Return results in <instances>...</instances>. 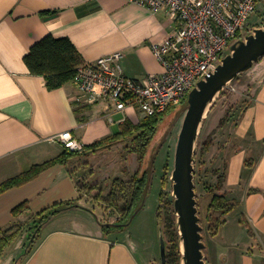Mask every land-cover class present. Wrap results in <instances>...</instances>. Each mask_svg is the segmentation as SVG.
<instances>
[{
    "label": "crops",
    "instance_id": "0c3cea01",
    "mask_svg": "<svg viewBox=\"0 0 264 264\" xmlns=\"http://www.w3.org/2000/svg\"><path fill=\"white\" fill-rule=\"evenodd\" d=\"M174 28L167 13H153L124 0H0V184L61 156L62 133L71 132L87 148L121 131L126 120L136 125L144 119L137 109L117 111L108 101L88 103L75 81L49 90L45 78L32 75L24 61L34 44L47 35L68 38L84 64L122 53L123 73L142 81L162 72L151 44L161 42ZM257 66L250 103L223 128L213 127L209 133L216 130L213 145L205 154L217 153L208 162L214 179L225 175L213 196L225 195L234 204L228 215L238 214L236 233L228 231V237L239 248L220 255L225 264H264V59ZM80 156L0 196V229L25 224L22 235L0 256V264H15L24 253L36 215L67 203L78 207L51 217L19 264L156 262L155 254L126 229L104 230L84 205L83 182L76 174L86 169L73 163ZM23 203L28 210L15 217L13 210ZM222 219L224 225L229 223L226 216ZM206 262L210 264L207 255Z\"/></svg>",
    "mask_w": 264,
    "mask_h": 264
},
{
    "label": "rangeland",
    "instance_id": "374dc122",
    "mask_svg": "<svg viewBox=\"0 0 264 264\" xmlns=\"http://www.w3.org/2000/svg\"><path fill=\"white\" fill-rule=\"evenodd\" d=\"M263 25L264 0H260L256 12L249 19L245 35L242 38L253 34L256 28H261ZM235 42L236 40L233 43ZM229 52L230 49L225 52V56ZM257 67L256 64L251 70L241 74L218 95L212 108L206 114L198 137L194 164V181L196 184L199 217L201 219V226L203 227L202 234L206 243L205 253L210 264H225L224 258L220 257V255L223 253L227 255L226 250L228 249L236 251L239 248L232 245L233 239L228 237V231L232 234L236 233L237 225H234V223H236L238 214L232 213L228 216L226 215L229 223L226 225L221 224L216 234H212L209 230L210 225H215L223 217L221 213L208 212V205L213 198L212 193L217 190V180L212 175L213 165L208 164V162L217 153L212 151L211 155L201 157L200 146L213 127L216 124H220V121L228 110L231 113L229 121L236 119L241 111H243L242 109L250 103L252 98V95H250L251 78L257 71ZM181 109V105L172 108L159 125L157 135L145 153V161L147 160V163L141 162L138 154L130 152L132 144L129 140H122L93 154L80 156L73 162L74 165H82L86 169L83 173L76 174L77 179H81L84 183H80L82 187L84 186V193L86 194L84 205L96 214L100 220V224H106L116 223L121 217L120 213L110 207L106 201L114 182L119 180V188L123 189L122 197L124 201L120 202L119 207L126 206L131 197V184L134 175L148 170L151 166L152 158L156 155L147 197L143 204L134 208L132 215L128 218L129 224L125 228L127 233L133 236L134 240H137L143 247L155 254L157 260L154 264H161L162 227L165 231V241H168L164 223L165 216L167 213L176 215L171 177L174 171L176 147L185 113L179 114L176 122L172 126L171 124L174 121L173 118ZM160 146L161 148L156 154ZM217 156L216 158H218ZM166 165L168 167L167 179L164 180ZM210 189L211 193L209 192ZM235 235L238 236L237 234ZM239 244L241 245V242ZM218 256L220 257L219 260L217 259ZM212 257L214 260H212Z\"/></svg>",
    "mask_w": 264,
    "mask_h": 264
},
{
    "label": "built area",
    "instance_id": "2783aa9c",
    "mask_svg": "<svg viewBox=\"0 0 264 264\" xmlns=\"http://www.w3.org/2000/svg\"><path fill=\"white\" fill-rule=\"evenodd\" d=\"M153 13L165 12L175 28L152 52L162 67L144 80L128 78L115 53L83 64L75 78L80 95L90 104L108 101L117 111L137 109L144 118L182 105L199 81L225 57L233 42L245 35L259 0H124ZM65 149L82 152L71 132L59 135Z\"/></svg>",
    "mask_w": 264,
    "mask_h": 264
},
{
    "label": "trees",
    "instance_id": "16d2710c",
    "mask_svg": "<svg viewBox=\"0 0 264 264\" xmlns=\"http://www.w3.org/2000/svg\"><path fill=\"white\" fill-rule=\"evenodd\" d=\"M24 61L32 75L45 78L49 90L60 89L66 84L75 81L79 68L84 64V60L79 51L68 38L57 39L52 35H47L34 44L28 54L24 57ZM171 109L167 110L164 114L146 117L136 125L129 120H126L121 131L114 134L111 138L95 143L87 148L84 147L83 153L65 149L64 153L58 158L44 164L34 166L29 171L0 184V196L9 190L22 187L31 182L52 166L65 164L68 160L77 156L96 152L122 140H129L132 144L130 152L138 154L141 162H145L146 150L157 135L159 125ZM229 111L230 110L227 111L224 118L220 121L218 128H223L228 122V119H230L229 115L231 113H229ZM215 134L216 130H214L201 144V157H204L213 145ZM167 168L168 167L166 165L164 180L167 179ZM216 174L217 173H215V175ZM148 179L149 170H146L141 174L136 173L134 175L131 184L132 192L130 200L126 206L123 207H119L120 202L124 201L122 197L123 189L119 188V180L114 182L106 201L110 207L120 213L121 217L113 224L101 223L104 226V230H123L128 226V218L132 215L134 208L140 206L143 202ZM224 179V174L218 177L216 184L217 190H221ZM82 188L84 189V186ZM70 207H78V205L74 203L54 205L53 207L36 215V219L29 228V238L25 246L24 253L15 261V264H19L26 255L31 253L36 241L41 237V230L44 224H46L51 217L59 214L64 208ZM233 209L234 204L230 203L225 195H214L208 205L209 213H221L222 216L228 215L233 211ZM26 210H28V205L27 203H23L13 210V215L18 217ZM176 219V215H173L172 213H167L164 219L166 234L168 236V241H166V264L181 263L182 254L180 251V236L176 226ZM224 223V219L219 220L215 225H210L209 230L212 234H216L219 226ZM24 228L25 224L18 222L8 228L0 229V256L4 254L11 244L18 240V238L22 235ZM163 233L165 236L164 229Z\"/></svg>",
    "mask_w": 264,
    "mask_h": 264
},
{
    "label": "water",
    "instance_id": "95a60500",
    "mask_svg": "<svg viewBox=\"0 0 264 264\" xmlns=\"http://www.w3.org/2000/svg\"><path fill=\"white\" fill-rule=\"evenodd\" d=\"M264 59V25L256 28L253 34L232 44L226 55L214 72L198 82L190 92L187 100L181 105V111L173 118L176 122L179 114L185 113L181 132L175 153V166L172 173L174 211L176 226L180 236V264H207L206 243L202 234L203 227L199 217L196 184H195V154L198 137L203 121L212 108L219 94L241 74L251 70L254 65ZM166 123V122H165ZM164 142V139H163ZM162 142V143H163ZM162 145V144H161ZM161 146L157 150L159 152ZM156 155L152 158L149 179L144 194V203L149 192L152 168ZM147 163V160L145 161ZM167 262L166 241L161 229V264Z\"/></svg>",
    "mask_w": 264,
    "mask_h": 264
}]
</instances>
